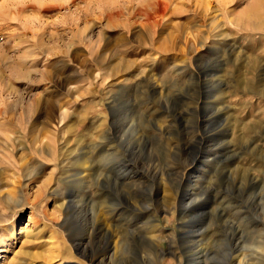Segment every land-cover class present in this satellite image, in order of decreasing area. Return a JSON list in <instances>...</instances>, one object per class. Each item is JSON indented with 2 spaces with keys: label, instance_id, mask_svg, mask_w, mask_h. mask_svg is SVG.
<instances>
[{
  "label": "rangeland",
  "instance_id": "obj_1",
  "mask_svg": "<svg viewBox=\"0 0 264 264\" xmlns=\"http://www.w3.org/2000/svg\"><path fill=\"white\" fill-rule=\"evenodd\" d=\"M253 232L264 0H0V264L24 239L25 264H221Z\"/></svg>",
  "mask_w": 264,
  "mask_h": 264
},
{
  "label": "bare ground",
  "instance_id": "obj_2",
  "mask_svg": "<svg viewBox=\"0 0 264 264\" xmlns=\"http://www.w3.org/2000/svg\"><path fill=\"white\" fill-rule=\"evenodd\" d=\"M103 157V156H102ZM110 158V155H104V158ZM105 161V160H104ZM86 164V160L80 159L79 161H77V166H84ZM84 168V167H83ZM92 168V167H91ZM105 203V202H104ZM185 212V211H184ZM187 217V216H186ZM185 217V218H186ZM187 219V218H186ZM197 219V218H196ZM194 220V223L192 225H194L192 228L189 227L188 230H186L184 232V235L187 237L186 240V244L189 243V245L192 243H194V241H196V239L200 236V232L199 234L195 235L196 232L198 233L197 228L200 226L198 225V221ZM27 226V225H26ZM151 227H154V224L150 225ZM156 227V226H155ZM105 228V227H104ZM13 226H12V230H13ZM199 229V228H198ZM23 230H26V236H30L34 231H33V227L31 226V223L29 224V228L28 226L25 227ZM23 230H21L22 232H24ZM24 232V233H25ZM204 234V233H203ZM250 240L248 242H246V244L244 243L243 245H236L235 248L231 249L228 253V256L225 257L223 259V262L221 264H264V236L262 232L259 233H250ZM27 238V237H26ZM151 238V237H150ZM146 239V238H145ZM148 239V238H147ZM155 241L158 240V237L154 238ZM198 240V239H197ZM157 241V242H158ZM147 243L149 244V246L151 247L152 251H154V255H155V250L156 247H158V245L154 244L152 242V240L147 241ZM185 243V242H184ZM26 245V240L24 239L19 247V249L13 253V256L10 259H5L4 263H8V264H25L24 263V258L23 256L26 255V252L23 249V246ZM188 245V247H189ZM191 246V245H190ZM235 246V245H234ZM76 249H78L79 251H81V253L85 252V245L84 248L80 247H76ZM117 249V248H116ZM102 250V249H101ZM161 250V249H160ZM116 251V250H115ZM114 251V252H115ZM162 251V250H161ZM190 252V250H189ZM160 253V252H159ZM193 253V252H192ZM196 253V252H194ZM201 253V252H200ZM153 255V254H152ZM158 255V254H157ZM165 255V254H164ZM190 255L188 257V262L186 264H195V262H193L194 259L191 258ZM163 256V255H162ZM197 256V255H196ZM195 256V257H196ZM202 256V255H201ZM113 257L114 256H110L108 257V252L103 255V254H92L90 256L87 257L88 260V264H113ZM154 257V256H153ZM158 257V256H157ZM157 257L155 259H157ZM197 258V257H196ZM195 258V259H196ZM152 260V258H151ZM153 261V260H152ZM156 261V260H155ZM164 261V260H163ZM168 262V261H167ZM184 262V261H183ZM152 263V262H151ZM160 263V260H159ZM200 263V261H199ZM153 264H156L153 261ZM167 264V263H166ZM180 264V263H179Z\"/></svg>",
  "mask_w": 264,
  "mask_h": 264
}]
</instances>
